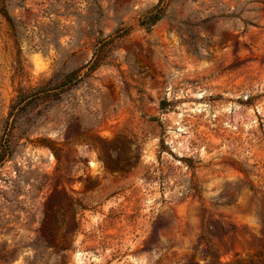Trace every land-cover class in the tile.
I'll list each match as a JSON object with an SVG mask.
<instances>
[{
	"label": "rangeland",
	"instance_id": "374dc122",
	"mask_svg": "<svg viewBox=\"0 0 264 264\" xmlns=\"http://www.w3.org/2000/svg\"><path fill=\"white\" fill-rule=\"evenodd\" d=\"M158 1L0 0V264H264V0Z\"/></svg>",
	"mask_w": 264,
	"mask_h": 264
},
{
	"label": "trees",
	"instance_id": "16d2710c",
	"mask_svg": "<svg viewBox=\"0 0 264 264\" xmlns=\"http://www.w3.org/2000/svg\"><path fill=\"white\" fill-rule=\"evenodd\" d=\"M167 4L164 0H159L157 5L150 12L149 16L141 22V26L147 30H150L155 24H157L165 15ZM3 157V156H2ZM2 158H0L1 161Z\"/></svg>",
	"mask_w": 264,
	"mask_h": 264
}]
</instances>
